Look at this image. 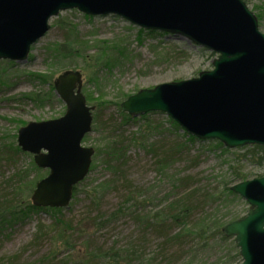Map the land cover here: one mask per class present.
<instances>
[{"label":"rangeland","instance_id":"1","mask_svg":"<svg viewBox=\"0 0 264 264\" xmlns=\"http://www.w3.org/2000/svg\"><path fill=\"white\" fill-rule=\"evenodd\" d=\"M243 1L256 16L259 14L263 16L259 21V29L264 33V0ZM59 18L68 19L77 25L81 40L87 41L88 46L93 47L88 52L89 56H104V60L115 57L116 62L111 69L105 66L100 69L99 86L89 84L91 72L86 69V63L82 58L55 62L48 58L47 47L64 41L62 29L54 26ZM50 25L51 29L47 35L32 47L27 62H13L12 66L0 64V77L2 82H5L3 85L0 84V146L17 144V138L14 137H17L19 129L24 125L57 119L66 111V106L62 102L38 108L31 102L23 100L25 94L35 91L44 93L48 90L47 86L33 83L28 77L29 74L53 75L55 79L65 71H80L84 77L83 93L87 95L88 103L95 106L96 100L100 98L112 104L122 103L126 100L121 98L124 95L129 97L141 90L154 89L162 84L197 78L201 72L211 71L213 61L218 58L215 53L186 39L166 33L144 35L142 44H139L137 35L140 28L119 17H92L90 20L86 19L83 13L70 10L53 18ZM103 42L108 44L103 45ZM123 49L124 53L121 55ZM169 120L170 118L163 113H153L149 114L146 124L140 121L122 128L126 141L135 137L140 143L132 144L129 148L126 158L129 163L127 169L123 167L126 169L123 183L118 176L115 178L114 174L105 168L103 158H98L95 162L93 160L95 169L79 186L70 207L62 214L63 219L72 225L73 231L68 236L72 242L71 249L59 240L53 215L41 212L31 215L24 221L0 228V264H58L65 262L67 258L83 259L86 253L96 252L102 256V260H98L97 264H110L103 255L115 244L123 251L130 248L133 251H140L144 256L143 260L146 261L145 264H148L147 261L159 250L160 240L153 234L142 235L134 218L132 220L129 217H119L101 229L96 225L98 220L105 219L124 204L128 186L129 191L138 193L139 199L148 201V210L151 211L167 205L165 204L169 201L167 197L173 194L172 192L176 195L180 193L178 191H191L194 188L199 191H223L233 178L234 171H243L248 177L247 180L264 176V170H259L250 162L238 163L233 153L235 151L243 153L240 151L243 148L231 150L234 152L224 155L221 151L215 150L208 141L196 139L195 142H190L183 130L176 131L171 127ZM148 123L153 129L148 130ZM119 124L121 120L117 108L110 105L105 111L100 112L98 122L94 120L95 130L83 143L84 147L95 149L98 141L108 137ZM160 141L164 144L178 141L185 145L179 162L169 165L164 171L158 168L156 157L148 151L151 144ZM32 160L33 155L24 153L16 158L15 163L0 164V203L13 200L14 191L11 187L17 182L13 177L17 175L18 170L29 169ZM40 172L37 178L35 172L31 173L26 182L32 180L38 182L49 173L48 170ZM187 176L193 181L189 188L180 189L173 183V179ZM107 182L109 184L115 182L114 188L100 192L95 198L98 205L95 207L86 193H92L94 188ZM35 186L34 184L33 190ZM32 193L18 197L23 202L22 205L26 200L31 202ZM173 197H170V201ZM249 209L248 203L241 199L229 208L213 207L208 213L197 211L190 223L202 217L213 219L229 215L225 220V224H228L233 217L246 216ZM172 253V256L162 255L160 251L161 256L154 264L159 262L166 264L169 257L176 260L183 251L175 249ZM226 254L227 250L219 246L212 254L211 261H216ZM198 257L202 258V254Z\"/></svg>","mask_w":264,"mask_h":264},{"label":"water","instance_id":"2","mask_svg":"<svg viewBox=\"0 0 264 264\" xmlns=\"http://www.w3.org/2000/svg\"><path fill=\"white\" fill-rule=\"evenodd\" d=\"M70 10L119 17L218 55L213 69L197 78L130 96L121 104L124 113L132 118L163 113L188 135L230 150L264 146V33L243 0H0V61L27 62L32 47L50 31V21ZM83 86L80 71L60 74L54 88L65 114L18 131L21 150L49 171L31 196L36 208H69L75 187L90 174L95 150L82 144L92 133L95 107L88 105ZM231 191L250 209L222 232L235 238L242 264H264V176Z\"/></svg>","mask_w":264,"mask_h":264},{"label":"trees","instance_id":"3","mask_svg":"<svg viewBox=\"0 0 264 264\" xmlns=\"http://www.w3.org/2000/svg\"><path fill=\"white\" fill-rule=\"evenodd\" d=\"M259 21L263 19V16L259 14ZM86 19H92L88 16H85ZM55 27L61 28L64 33V41L62 43H55L49 45L46 49L47 56L51 61L58 60H71L73 58H82L86 63V69L91 72L89 76V84L94 87L99 86L100 78L99 72L100 69L104 66L111 69L114 62H116L115 57H109L106 60L103 59L104 56H89L88 52L93 48L88 46L87 41L81 40L79 37V31L76 24L68 19L59 18ZM161 33L155 31H145L140 29L137 35V41L139 44H142L144 35L155 36L160 35ZM103 45H107L108 42H103ZM105 48L102 50L101 53ZM124 53V49L121 52ZM118 60V57L116 56ZM115 60V61H113ZM6 65L12 66L13 63L10 61H0ZM29 79L33 83H38L42 86H47L48 90L46 92H32L23 95L22 99L27 100L34 104L38 108H43L48 105L61 104V101L58 99L55 94L54 89V78L53 75H44V74H29ZM0 84H5L2 82L0 77ZM87 98V95H86ZM122 99H127L128 96H122ZM88 101V99H87ZM89 102V101H88ZM110 105H114L117 108L121 124L119 127L112 130L108 137L100 139L98 146L95 147L96 153L94 156V162L98 158H103L102 163L106 165L105 168L108 171H111L115 178L118 176L121 182H124L126 178V169L129 162H127V155L129 148L132 144H140L138 139L133 137V139L126 141L125 132L122 128L128 124H135L140 121H144L145 124L148 121L149 114L140 118H131L128 114L124 113L121 110V103L117 102L112 104V102L105 101L103 98L97 99L95 102V111H94V120L95 122L99 121V114L106 110ZM171 127L176 131H180L179 126L173 121L169 120ZM148 130H151V126L148 123ZM95 130V127H93ZM98 129V128H97ZM153 129V128H152ZM187 140L190 142H195L196 140L192 137H189L184 133ZM17 137L15 136L14 139ZM89 136L84 140L87 141ZM215 150L221 151L222 154L232 153L231 151L223 146L222 143L218 141H210ZM105 144V145H103ZM143 144V143H142ZM148 151L154 154L157 160V166L161 171L167 170L169 165L179 162V157L183 156L181 154L184 151L185 145L182 143H168L164 144L162 141L160 143L155 142L148 147ZM243 153L235 151L233 153L238 163L241 162H250L253 166L259 170H264V146H251L246 147L240 150ZM18 144H2L0 146V164L3 163H15L16 158L24 154ZM31 167L25 171L18 170L17 175H14V179L17 180L16 184L13 185L12 191H14V198L11 201H3L0 203V228L11 225L16 222L24 221L33 214L38 213H51L55 219V227L58 229V238L64 246H69L68 249H71V239L69 233L72 230L71 223L65 221L62 217L64 212L63 209H39L32 205L31 202L25 201L26 203L22 205L23 202L18 199L22 195H29L33 192V186L36 185L35 180L26 182L27 179L31 176V173L35 172V177H39L40 169L34 163V158L31 162ZM123 167H126L124 169ZM95 169V163L92 164L91 172ZM233 178L230 183H227L223 191H199V189H192L191 191H178L180 193L169 195L167 205L161 206L159 209L148 210V201L144 199H139L137 192L129 191V186L127 187V196L125 198L124 204L113 212L105 219L98 220L96 225L99 229L102 226H108L112 222H115L119 217L131 218L136 221V224L140 228V233L145 236L151 234L157 236V239L160 240L158 245L159 250L155 255L151 256L147 262L148 264H154L156 259L164 254H171L175 249H178L179 252L183 251L179 257L174 260V258L169 257L166 261V264H241L243 259L240 255V250L237 247L235 239L226 237L222 228L226 225V217H202L200 219H195L192 223L191 220L195 218L197 211L208 213L210 208L217 207L220 208L224 206L229 208L232 204L241 201L239 196L234 194L231 191V187L237 184L238 182L247 181V175L239 170L233 172ZM262 177V176H261ZM13 182V181H12ZM173 183L178 186L180 189H187L192 184V178L190 176L173 179ZM82 184V183H81ZM80 184V185H81ZM75 187L73 198L78 193L79 186ZM115 182L112 184L103 183L98 187L93 189L92 193H86L87 196L91 199V204L95 207L96 205V196L100 192H104L109 188H114ZM95 196V197H94ZM174 196V197H173ZM173 199L170 201V199ZM139 212V214H138ZM62 217V218H61ZM240 217H233L232 221L238 220ZM142 243V242H140ZM223 247L227 250V254L224 257L219 258L216 261H211L212 254L214 253L217 247ZM135 250V249H134ZM202 254V258L198 256ZM103 258H106L110 261V264H145L146 261L143 260V254L131 248L123 251L117 248L115 244L109 252L103 255ZM98 260H102V256L96 253H86L85 258L83 259H73L67 258L65 262H58V264H97ZM174 260V261H173ZM157 264H163L159 262Z\"/></svg>","mask_w":264,"mask_h":264}]
</instances>
